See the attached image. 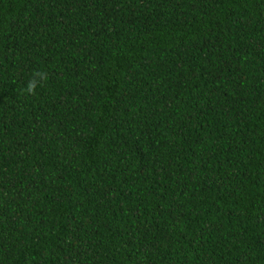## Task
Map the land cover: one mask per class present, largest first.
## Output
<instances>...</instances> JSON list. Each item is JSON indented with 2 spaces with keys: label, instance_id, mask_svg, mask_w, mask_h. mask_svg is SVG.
<instances>
[{
  "label": "trees",
  "instance_id": "16d2710c",
  "mask_svg": "<svg viewBox=\"0 0 264 264\" xmlns=\"http://www.w3.org/2000/svg\"><path fill=\"white\" fill-rule=\"evenodd\" d=\"M0 264H264V0H0Z\"/></svg>",
  "mask_w": 264,
  "mask_h": 264
},
{
  "label": "clouds",
  "instance_id": "9594fccd",
  "mask_svg": "<svg viewBox=\"0 0 264 264\" xmlns=\"http://www.w3.org/2000/svg\"><path fill=\"white\" fill-rule=\"evenodd\" d=\"M47 79L48 77L46 73L42 71L34 72L32 78L29 79L25 88L23 89V92L29 96L35 95L36 89L42 86L43 82L47 81Z\"/></svg>",
  "mask_w": 264,
  "mask_h": 264
}]
</instances>
